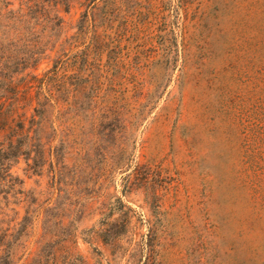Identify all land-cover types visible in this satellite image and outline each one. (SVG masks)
I'll list each match as a JSON object with an SVG mask.
<instances>
[{"label": "rangeland", "instance_id": "1", "mask_svg": "<svg viewBox=\"0 0 264 264\" xmlns=\"http://www.w3.org/2000/svg\"><path fill=\"white\" fill-rule=\"evenodd\" d=\"M102 5L52 7L16 75L20 113L46 74L59 104L38 164L8 166L0 264H264V0H108L83 34Z\"/></svg>", "mask_w": 264, "mask_h": 264}, {"label": "trees", "instance_id": "2", "mask_svg": "<svg viewBox=\"0 0 264 264\" xmlns=\"http://www.w3.org/2000/svg\"><path fill=\"white\" fill-rule=\"evenodd\" d=\"M0 1L6 3L7 7L14 5L15 1H20L21 4L18 9H11L0 14V21L6 22L4 29H10L9 33L2 32V35L8 36H0V190L10 192L17 189L20 179L10 172L8 166H12V161H17L21 157L28 161V165H31L30 159H33L34 165L38 164L40 157L46 151L41 133L47 118V106L44 102L54 107L59 104L53 87L43 89L44 82L49 84L53 80L52 76L46 74L43 78L36 77L42 89L36 90L37 106L33 109L34 113L30 117L27 113H20L24 102L29 97L28 90L34 85L27 80L21 89L15 84L16 75L25 72V75H33L27 70L29 66L37 65L39 62V55L44 47L40 45L42 40L40 31H43L44 24L48 22L52 23L47 24V28L58 25L56 19L59 16L55 13L52 17L51 8L59 3L68 5L71 0ZM99 1L103 3L101 7H98L99 15L95 13L89 17L87 13L84 24L79 25L83 34L92 30L97 37L100 30H106L109 25L108 0ZM0 29L3 30L1 27ZM8 236L9 234L6 233L3 249L5 254L0 257V262L7 261L12 256L10 249L12 242L7 240Z\"/></svg>", "mask_w": 264, "mask_h": 264}]
</instances>
